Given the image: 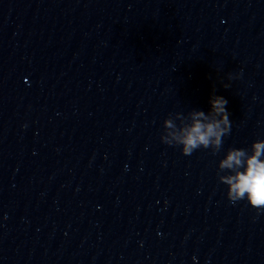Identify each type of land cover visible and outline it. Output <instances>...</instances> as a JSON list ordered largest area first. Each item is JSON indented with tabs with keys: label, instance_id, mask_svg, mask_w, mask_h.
Returning a JSON list of instances; mask_svg holds the SVG:
<instances>
[{
	"label": "clouds",
	"instance_id": "1",
	"mask_svg": "<svg viewBox=\"0 0 264 264\" xmlns=\"http://www.w3.org/2000/svg\"><path fill=\"white\" fill-rule=\"evenodd\" d=\"M238 78L232 74L228 79ZM223 87L229 88L225 83ZM219 95L210 99V110H191L187 114L170 113L163 120L161 141L178 146L185 156L198 149L220 152L223 138L230 134L232 121L226 105ZM218 181L227 186V199L235 204L246 200L259 214L264 210V139L254 141L248 149L229 148L218 163Z\"/></svg>",
	"mask_w": 264,
	"mask_h": 264
}]
</instances>
